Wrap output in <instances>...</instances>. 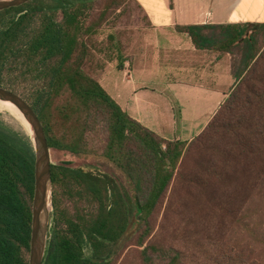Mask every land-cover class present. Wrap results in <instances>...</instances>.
I'll use <instances>...</instances> for the list:
<instances>
[{
    "label": "trees",
    "instance_id": "trees-1",
    "mask_svg": "<svg viewBox=\"0 0 264 264\" xmlns=\"http://www.w3.org/2000/svg\"><path fill=\"white\" fill-rule=\"evenodd\" d=\"M97 1L31 0L0 11V87L21 95L33 108L50 149L89 154L85 134L101 112L98 116L108 133L102 156L127 183L64 163L52 164L54 211L43 264H115L131 246L142 248L141 264H191L194 260H189L184 249L164 262L153 257L165 250L153 234V219L179 171L211 141L212 129L221 119H226L227 127L255 121L259 140L264 135L259 129L264 128L260 113L264 106V23L178 28L189 34L197 49L222 55L237 50L239 61L233 67V88L205 130L191 142L166 140L124 112L85 70L90 54L85 39L95 34L105 17L103 12L88 25ZM122 67L121 62L118 68ZM65 94L63 103L56 105ZM55 112L64 126H70L65 131L69 136L57 135ZM35 162L32 138L0 121V264H29ZM210 177L207 185L214 181ZM263 189H253L252 199ZM65 197H78L92 209L71 214L63 207ZM204 255L195 264H250L241 252L224 243L215 253Z\"/></svg>",
    "mask_w": 264,
    "mask_h": 264
},
{
    "label": "rangeland",
    "instance_id": "rangeland-1",
    "mask_svg": "<svg viewBox=\"0 0 264 264\" xmlns=\"http://www.w3.org/2000/svg\"><path fill=\"white\" fill-rule=\"evenodd\" d=\"M103 12L104 20L96 27L95 34L85 39L90 48L85 70L97 81L107 72V68L112 67V71L116 66L118 68L122 59L131 69L138 56L143 57L144 52L145 57L147 52L139 44L143 40L137 36L138 32L146 29L145 17L132 0H98L95 10L88 18V25L96 22ZM152 56L155 58L154 54ZM238 61L236 50L229 58L232 68L237 66ZM160 80L168 85L183 79L170 76L161 77ZM42 85L43 81L39 83V88ZM220 88L221 91L223 88L228 90L229 86L221 85ZM232 88L233 86L230 90ZM66 97L67 94L56 105H61ZM227 98L228 96L223 99L221 97L217 112ZM187 104L191 103L187 101ZM203 105L207 108H200L202 103L195 105L200 109L198 114L193 113L194 122L191 120L190 124L192 130L200 128L208 118L209 110L217 107L215 99L209 104L204 101ZM191 113V109L186 112L189 116ZM260 113L264 116V106ZM55 114L57 116V112ZM100 114L101 112L97 114V122H92V128L85 134L84 142L90 153L79 156L51 149L52 164L64 163L95 175L106 174L119 184L127 185L123 174L102 156L108 133L101 116H98ZM56 119L57 135L66 134L65 131L70 126H64L59 116ZM0 121L29 137L32 136L30 126H24L8 112L0 111ZM225 123L226 119H221L216 128L212 129L211 141L206 143V147L196 151L195 155H191L193 159H188L189 162L179 171L181 174L175 177L163 205L153 219V234H157L165 249L164 253L153 255L158 261H167L178 249H184L191 258L188 259L194 260L190 261L191 264L199 263L198 259H204V252L213 254L224 243L226 247L241 252L249 259L250 264L255 260L258 263L263 260L261 264H264V189L260 192L262 197L259 196L260 193L255 199L250 196L253 189L256 191L264 188V135L259 140L255 121L229 127ZM259 129L264 131V128ZM209 176L214 181L207 185L206 179ZM52 196L51 187L49 229L54 211ZM62 202L63 207L71 214L76 213L77 209L81 212L92 209L84 200L80 202L78 197H65ZM188 239L197 242L200 247L196 249L195 244L187 241ZM141 250L142 248L136 246L129 247L116 258L115 264H141Z\"/></svg>",
    "mask_w": 264,
    "mask_h": 264
},
{
    "label": "crops",
    "instance_id": "crops-1",
    "mask_svg": "<svg viewBox=\"0 0 264 264\" xmlns=\"http://www.w3.org/2000/svg\"><path fill=\"white\" fill-rule=\"evenodd\" d=\"M132 1L145 17L146 29L137 33L143 40L139 44L147 50L145 57L143 52L131 69L123 61L121 69L107 68L98 82L124 112L161 138L191 142L216 115L221 97L228 96L235 79L229 62L231 54L197 49L189 34L178 28L258 26L264 23V0ZM170 76L183 80L168 85L160 80ZM221 85L229 86L228 90L221 91ZM214 99L217 107L209 110L200 128L192 130L193 113L198 114L204 101L209 104ZM199 103L200 108L195 106ZM190 109L189 116L186 112Z\"/></svg>",
    "mask_w": 264,
    "mask_h": 264
},
{
    "label": "water",
    "instance_id": "water-1",
    "mask_svg": "<svg viewBox=\"0 0 264 264\" xmlns=\"http://www.w3.org/2000/svg\"><path fill=\"white\" fill-rule=\"evenodd\" d=\"M29 1L31 0H0V11L21 6ZM0 100L16 106L32 131L31 138L35 147L36 162L29 264H43L49 234L48 207L52 187L51 149L38 115L23 98L0 87ZM43 216H45L44 219Z\"/></svg>",
    "mask_w": 264,
    "mask_h": 264
},
{
    "label": "bare ground",
    "instance_id": "bare-ground-1",
    "mask_svg": "<svg viewBox=\"0 0 264 264\" xmlns=\"http://www.w3.org/2000/svg\"><path fill=\"white\" fill-rule=\"evenodd\" d=\"M0 111L1 112L5 111V112H8L12 115L17 116L19 118V120L24 124V126L28 127V123L26 122L25 117L17 109V107L14 106L13 104H11L10 102L0 100Z\"/></svg>",
    "mask_w": 264,
    "mask_h": 264
}]
</instances>
